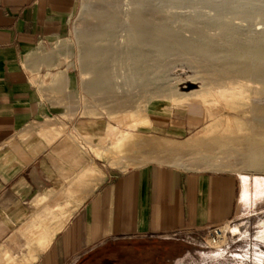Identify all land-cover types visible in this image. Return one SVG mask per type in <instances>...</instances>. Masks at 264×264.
<instances>
[{"label": "crops", "instance_id": "1", "mask_svg": "<svg viewBox=\"0 0 264 264\" xmlns=\"http://www.w3.org/2000/svg\"><path fill=\"white\" fill-rule=\"evenodd\" d=\"M76 5L0 0V264L169 261L156 245L185 246L232 221L246 176L152 160L137 147L112 165L106 152L126 129L113 136L109 125L122 124L86 115L79 73L55 48ZM197 108L153 102L148 127L128 131L184 141L188 125L207 124Z\"/></svg>", "mask_w": 264, "mask_h": 264}, {"label": "rangeland", "instance_id": "2", "mask_svg": "<svg viewBox=\"0 0 264 264\" xmlns=\"http://www.w3.org/2000/svg\"><path fill=\"white\" fill-rule=\"evenodd\" d=\"M89 1L77 0L76 9L68 18L64 35L60 37L55 46L59 51L63 50L66 53L70 66L75 67L79 73L78 94L86 105V115L101 116L110 122L122 124L123 128L121 129L112 124L109 125L112 135L115 136L122 129L130 130L131 128L140 129L141 126L148 127L144 123H139L138 125L140 126L138 127L132 126L133 117H129L131 115L129 111H136V107L137 112L141 108L139 112L143 109L145 113L146 111L148 113V108L153 102H160L166 105L172 104L181 108H185L186 105L193 102L199 107L197 108L199 110L198 113L206 116L204 117V121L206 122L207 120V124L202 125V127H196V124H193L191 127L188 125L186 131L181 134L184 141H171L154 135L144 136L140 133L138 134L139 137H149L161 141L165 145L183 148L182 154L180 153L181 155L177 152L179 156L158 153L154 154L152 160L179 165L176 162L179 159V161L185 162L184 165L179 166L195 169L238 171L246 176L247 179L246 183H244L242 208L238 215L230 221L227 236L220 245L211 246L206 242L209 231L188 238L190 242L185 243V246L172 241L170 246L159 249L157 247L162 245L160 243L156 245V256L157 253H162V251L169 253V261L165 260V262L160 264H264V167L258 166V164L251 165L252 161L250 159H246L247 165H244L242 162H245V158L240 154L228 152L225 155H220L221 151L213 153L215 155H212L214 161L206 165L204 163L206 150L200 147L197 148L198 146L195 151L193 148H190L202 142L210 143L215 141L220 143L217 146L218 150L226 149L229 145L221 147L223 142L228 141V144H231L236 139L248 138L256 131L262 133L264 131V123L261 121L262 117H264L263 84L235 78L236 75L234 76L230 73L208 69L205 63L198 57L196 58L192 54L183 52L179 55L170 56L164 69L159 71L150 69L147 71V74L142 72L141 77L148 75L156 80L147 87L143 86V88L138 87L137 89L134 87V84H131V81L134 82V79H137L136 74L129 69L134 62V58L127 55L123 57L122 62L116 65L117 69L114 71L113 79V82L116 83V93L108 96L106 104L105 100L101 101V97L93 96L84 87L91 77L82 73L81 54L84 52L86 44L79 38V34L84 27L95 26L98 21L96 10L99 6L97 3L88 5ZM213 1H166L164 5L167 16L165 18V26L176 36L186 41L188 40L194 46L199 45L203 40L210 41L217 38L218 34L219 36L224 34L221 30L222 25L230 28L229 33L225 35L240 43L247 44L249 41H255L264 37V16L261 13H254L251 16L241 13L237 15L234 12L236 7L245 9L248 6L232 3L231 7L224 8L223 13L220 14L215 4V1L218 0ZM250 2H257L259 7H264V0H250ZM239 14L241 15L239 16ZM92 21L95 23H92ZM233 30H237V32L235 33ZM257 32H261V34ZM122 33L123 37H120V41L124 43L128 34L125 31H122ZM227 47L232 50L235 46ZM151 52L153 53L154 51ZM152 56L154 57V54ZM200 86H202L203 90H210L207 95L195 94V92L198 93L201 89ZM233 86H243L244 91L236 93L222 92L218 94L213 91L214 89ZM180 92H189L186 99H182L184 102H181L182 100H179L178 97L171 96ZM219 94H222L223 97L220 98ZM128 95L131 97L129 104L125 103L121 108H119L118 103L116 106H112L117 101V98L123 99ZM172 111L174 112V110ZM109 112L114 114H110ZM141 113H144V111ZM182 113L186 117L189 116L188 111L181 110L180 115H183ZM186 147L190 149H186ZM108 150H111V148ZM191 151L193 152L192 154L189 153ZM262 151L264 152V148ZM97 154H99L98 151ZM122 160L120 159L117 162L111 163L112 165H117ZM123 162L125 161L123 160ZM164 258L166 259V255H164Z\"/></svg>", "mask_w": 264, "mask_h": 264}, {"label": "bare ground", "instance_id": "3", "mask_svg": "<svg viewBox=\"0 0 264 264\" xmlns=\"http://www.w3.org/2000/svg\"><path fill=\"white\" fill-rule=\"evenodd\" d=\"M166 1L168 0H90L88 2V5H94L95 3L99 5L96 10V18L98 21L95 26H86L79 34V38L86 44V48L81 54V66L82 73L91 77L84 85L89 93L95 97H101L100 100H105L107 104L108 96L116 93V83L113 82L114 71L117 69L116 65L122 62L123 57L127 55L134 58V62L129 69L136 74L137 79L133 77L134 82L131 81V84H134V87L138 89V87H147L156 80L146 75L147 71L150 69L159 71L166 68L167 60L170 56L179 55L183 52L192 54L193 57H198L205 63L208 69L230 73L234 76L236 75L237 77L235 76V78L255 81L264 86V37L255 41H249L247 44L240 43L235 39L228 38L225 34L229 33L230 28L222 25L221 30L224 34L220 36L218 34L216 36L217 38L210 41L203 40L199 45L194 46L190 44L188 40L186 41L176 36L165 26V18H167V16L164 5ZM215 2L220 14L223 13L224 8L227 9L233 5L232 3H236L242 6H248L245 9L236 7L234 12L237 15L241 13L246 16H251L254 13H261L264 16V7H259L257 2H250V0H218ZM241 14H239V16ZM93 22L94 21H92V23ZM122 31L128 34L124 43L120 41V37H123ZM233 32L236 33L237 30H233ZM258 34H261V32ZM232 45L235 47L232 50H230V48L228 49L227 46L232 47ZM151 51L154 52L152 53ZM152 54H154V57ZM142 72L146 73V76L141 77ZM201 87L202 86H200V88ZM201 89L198 93L195 92V94L207 95L208 91H210ZM213 91L217 94L222 92L236 93L238 91L243 92L244 88L243 86H233L221 89L218 88ZM188 93L189 92H180L171 96L178 97L179 100H182L186 99ZM218 96L220 98L223 97L222 94ZM130 102L131 97L128 95L123 99L117 98V101H115L112 106L114 107V105L116 106L118 103L119 108H121L125 103L129 104ZM181 102L184 101L182 100ZM135 110L136 111L131 110L132 112L128 110L131 114L129 117H133L132 126L137 127L139 123L147 124L148 120L145 112L141 113L145 110L142 109V111L139 112V110H141L140 108L137 112V107ZM109 113L114 114L112 112ZM261 121L264 123V117H262ZM135 136L136 134L126 129L116 137L113 148L106 152L111 162H117L120 159L125 160L128 157L126 153L133 147V149L137 147L139 150L141 148L150 149V151L155 154L164 153L165 155L174 154L176 156H179L178 154L180 153L182 154L183 148L165 145L163 142L151 138L139 137L135 139ZM218 143L219 142L215 141L210 143L202 142L190 148H193L194 151L199 147L206 150V156L204 158V163L206 165L214 161L212 155H214L215 152L221 151L220 155H225L228 152L240 154L245 158V162H242L244 165H247L246 159H250L252 161L251 165L258 164V166L264 167V152L262 151L264 148V131L262 133L256 131L248 138L236 139L232 141L231 144H228V141L223 142L221 147L229 145L228 148H223L225 150H218ZM190 148L186 147V149ZM192 151L189 153L192 154ZM98 155L101 156L100 153ZM178 161L179 159L176 161L177 164H185L182 160Z\"/></svg>", "mask_w": 264, "mask_h": 264}, {"label": "built area", "instance_id": "4", "mask_svg": "<svg viewBox=\"0 0 264 264\" xmlns=\"http://www.w3.org/2000/svg\"><path fill=\"white\" fill-rule=\"evenodd\" d=\"M229 223L230 222L221 223L213 226L208 232L206 242L211 246H218L221 244L227 236L230 225Z\"/></svg>", "mask_w": 264, "mask_h": 264}]
</instances>
